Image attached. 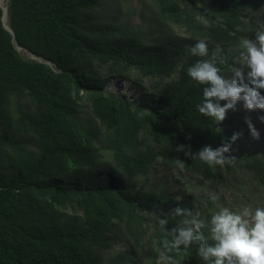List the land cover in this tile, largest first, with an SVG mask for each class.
<instances>
[{"label":"trees","instance_id":"obj_1","mask_svg":"<svg viewBox=\"0 0 264 264\" xmlns=\"http://www.w3.org/2000/svg\"><path fill=\"white\" fill-rule=\"evenodd\" d=\"M140 1L144 7L128 10L142 20L136 28L117 16L96 23L101 0H9L16 44L53 67L24 58L0 6V264H137L147 254L149 264L162 254L205 264L196 245L165 249L182 218L162 228L152 216L177 205L195 215L198 199L183 192L177 200L159 184L148 191L139 180L159 164L181 170L173 163L185 159L175 152L179 143L215 149L238 133L198 112L203 86L187 68L201 58L189 48L201 39L210 51L219 45L227 74L263 19L264 0ZM115 76L159 83L135 101L104 90ZM246 150L231 149L229 178L264 188V158ZM101 154L111 163L104 166ZM182 171L202 186H223L218 168L199 160L185 159ZM206 201L201 232L213 244L216 202Z\"/></svg>","mask_w":264,"mask_h":264},{"label":"clouds","instance_id":"obj_2","mask_svg":"<svg viewBox=\"0 0 264 264\" xmlns=\"http://www.w3.org/2000/svg\"><path fill=\"white\" fill-rule=\"evenodd\" d=\"M241 49L239 54L233 57L232 64L226 66L225 74L221 67L225 65L223 49L219 45L210 51L206 41L201 39L189 48L193 57L201 58L187 68V75L203 86V99L197 105L198 112L218 123L223 122L227 112L235 110L240 101L244 102V107L249 111L264 110V95H261V90H264V29L255 32V40L244 39ZM260 119L264 122V117ZM246 123L252 137L259 139L260 134L250 118L246 119ZM239 137L240 134L235 133L230 143L215 149L205 146L197 152H193L190 145L179 143L175 152L182 154L185 159L199 160L209 166L232 165L237 160L230 155L232 143ZM185 159L178 155L173 159V163L183 170ZM245 177L246 175H241L244 182ZM212 198L215 200L218 196L214 194ZM180 199L182 198L177 197V200ZM199 215V212L194 215L191 209L179 205L166 213L158 209L153 210L152 216L158 219L162 228L168 225L169 218H182L181 222L171 229V241L167 238L163 240L169 253L174 251L179 254L181 250L187 253L192 245H196L198 255L205 264H264V207H244L239 212H234L228 207L221 208L211 218L210 238L213 244L206 243V238L201 232ZM161 262L179 264L172 255L167 254H162L157 264Z\"/></svg>","mask_w":264,"mask_h":264},{"label":"rangeland","instance_id":"obj_3","mask_svg":"<svg viewBox=\"0 0 264 264\" xmlns=\"http://www.w3.org/2000/svg\"><path fill=\"white\" fill-rule=\"evenodd\" d=\"M9 2V0H7ZM146 5H151L148 0H145ZM137 8L140 10L143 6L140 0H133L130 3L123 2L120 5L114 0H101L99 8L96 12V18L94 19L96 23L109 24L113 23L114 18L118 17L120 23H125L130 21V24L136 28L140 27L142 20L138 15H132L128 12L129 8ZM152 7V5H151ZM122 8V10H121ZM138 14V13H137ZM116 20V22H117ZM259 29H264V16L261 22L258 24L257 28L254 30L250 37H246L251 40H255V32ZM184 37V34H181ZM244 38V39H246ZM243 41V40H242ZM242 41L240 47L242 45ZM24 58L31 59V55L28 52H21ZM102 71V70H101ZM105 74V72H103ZM178 75V72L176 73ZM118 76L111 79V82L117 81ZM119 82L126 83L124 87L126 90H120L119 93L123 95L130 96L131 99L139 101L142 94L146 89L152 90L155 84L159 82L156 80L145 79L142 83H138L133 78L123 77L118 80ZM168 81V80H167ZM246 82L247 78H246ZM121 84V83H120ZM261 95H264V90H261ZM260 117H264V110L249 111L244 107V102L240 101L237 103L235 110H229L226 114V119L223 122L217 123L221 128L227 129L232 123L235 130L240 134L237 143L233 145L232 148H238L245 146L248 152H256L259 156L264 158V122L261 121ZM250 118L255 128L259 132V139H254L246 123V119ZM103 158V165L111 163V156L109 154H101ZM233 156V154H231ZM222 173L224 177L223 186L211 187L202 186L198 181V177L185 174L184 171L178 169H169L168 167L162 165H155L150 172L149 176L146 178H141L139 180L140 184H146V189L153 190L155 184H159V191L170 192L176 194V196H181L183 192H186L188 197H193L198 199L197 212H199V220L203 224L205 222V216L202 214V210L208 206L206 201L207 197H213L215 194L218 199H213L216 205L211 208L210 212L212 216L216 214L221 208L228 207L234 212H239L244 207H250L255 209L257 207H264V188L255 186L253 182H248L243 187L239 188L233 185L231 179L229 178V173H227L226 166H215ZM149 255L145 256V260H139L137 264H149ZM159 260V259H158ZM163 264V262H161ZM183 264H189L184 262Z\"/></svg>","mask_w":264,"mask_h":264},{"label":"water","instance_id":"obj_4","mask_svg":"<svg viewBox=\"0 0 264 264\" xmlns=\"http://www.w3.org/2000/svg\"><path fill=\"white\" fill-rule=\"evenodd\" d=\"M0 6L2 7V9H3V11H4V15H3V24H4V27L14 36V42H15V44H16V40H15V33H14V31L11 29V27L8 25V7H4L3 6V3H2V1L0 0ZM16 47H17V49L19 50V51H22V50H25V51H27L30 55H31V58L32 59H35V60H38L39 62H44V63H47L48 65H50V66H54L53 65V63L52 62H50V61H46V60H43L41 57H38V56H36V55H34L33 53H31V52H29L27 49H24V48H22V47H20V46H18L17 44H16ZM119 79L121 78V76L120 77H118ZM104 90L105 91H111V92H115L119 97H122V94L121 93H119L117 90H114L112 87H111V85H107L105 88H104Z\"/></svg>","mask_w":264,"mask_h":264},{"label":"bare ground","instance_id":"obj_5","mask_svg":"<svg viewBox=\"0 0 264 264\" xmlns=\"http://www.w3.org/2000/svg\"><path fill=\"white\" fill-rule=\"evenodd\" d=\"M2 3H3V6L4 7H8V2L7 0H1ZM8 22V21H7ZM22 51H25V50H22ZM27 52V51H25ZM118 80H120L119 78L117 79V81L115 80V82H112L111 83V87L114 89V90H117V91H120V90H126V88H124L127 84L126 83H122V82H119ZM121 83V84H120Z\"/></svg>","mask_w":264,"mask_h":264}]
</instances>
